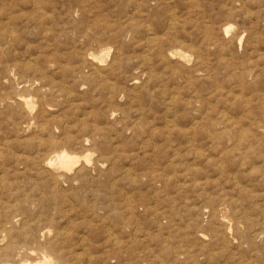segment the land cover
<instances>
[{"label": "rangeland", "instance_id": "obj_1", "mask_svg": "<svg viewBox=\"0 0 264 264\" xmlns=\"http://www.w3.org/2000/svg\"><path fill=\"white\" fill-rule=\"evenodd\" d=\"M0 32L2 247L32 263H264V0H0ZM63 150L78 162L57 172Z\"/></svg>", "mask_w": 264, "mask_h": 264}, {"label": "bare ground", "instance_id": "obj_2", "mask_svg": "<svg viewBox=\"0 0 264 264\" xmlns=\"http://www.w3.org/2000/svg\"><path fill=\"white\" fill-rule=\"evenodd\" d=\"M4 1V0H3ZM37 3V2H36ZM35 3V4H36ZM37 6V5H36ZM41 6V5H40ZM10 17V16H9ZM4 22H7V21H4ZM9 23V22H8ZM12 27V26H11ZM10 27V28H11ZM12 30V29H11ZM226 30V29H225ZM230 30V29H229ZM14 31V30H13ZM231 31V30H230ZM1 33V32H0ZM12 33V32H11ZM14 33V32H13ZM7 34V33H6ZM9 35V34H8ZM16 35V34H15ZM1 36H3L2 34H1ZM5 36V35H4ZM3 38V37H2ZM8 38V37H7ZM12 39H14V38H12ZM149 40V39H148ZM155 40V39H154ZM151 41V40H150ZM239 41V40H238ZM241 41H243V40H241ZM2 43V42H1ZM10 43V42H9ZM242 43V42H241ZM3 44V43H2ZM4 48V47H3ZM242 48V47H241ZM172 52V51H171ZM109 53V52H108ZM178 53H182L181 52V50H180V52H178ZM184 53V52H183ZM262 53V52H261ZM88 54V53H87ZM172 54V53H171ZM188 54V53H187ZM84 57H85V55H84ZM107 57V56H106ZM175 57V56H174ZM106 59V58H105ZM85 61H87L86 60V58H85ZM92 61V60H91ZM94 61V60H93ZM92 61V62H93ZM101 63V62H100ZM105 63V62H104ZM65 64V63H64ZM101 64H103V63H101ZM96 65V64H95ZM100 65V64H99ZM103 66H106V65H103ZM95 67V66H94ZM93 67V68H94ZM101 68V67H100ZM107 68V67H106ZM10 69V68H9ZM96 69V68H95ZM103 69V68H102ZM13 70V69H12ZM99 71V70H98ZM101 71V70H100ZM10 72H12V71H10ZM102 72V71H101ZM9 73V72H8ZM7 73V74H8ZM12 73H14V72H12ZM12 73H10V74H12ZM105 73V72H104ZM99 74V73H98ZM100 74H102V73H100ZM250 74V73H249ZM9 75V74H8ZM249 76H251V75H249ZM9 79H11L12 77H11V75H9ZM13 78H15V77H13ZM25 80V79H24ZM23 80V81H24ZM27 80H29V79H27ZM26 80V81H27ZM17 81V80H16ZM33 81V80H32ZM87 81V80H86ZM241 81V80H240ZM11 82V81H10ZM13 82V81H12ZM18 82V81H17ZM36 83V82H35ZM30 84V83H29ZM28 84V85H29ZM35 86V85H34ZM66 86V85H65ZM27 87V86H26ZM30 87H32L33 88V86H30ZM23 88V87H22ZM111 88H113V87H111ZM110 88V89H111ZM30 89V88H29ZM28 89V90H29ZM43 90H45V89H43ZM51 90V89H50ZM19 91V90H18ZM22 91V90H21ZM27 91V90H26ZM46 91V90H45ZM20 92V91H19ZM243 92V91H242ZM25 93V92H24ZM47 93V92H46ZM16 95V94H15ZM24 95V94H23ZM23 95H19L18 94V96H23ZM25 95H27V94H25ZM25 95H24V97L23 98H25ZM13 97H15L14 95H12ZM17 97V96H16ZM73 97V96H72ZM7 99V98H6ZM246 99V98H245ZM9 101H11V100H9ZM14 101V100H13ZM17 101V99L14 101V102H16ZM21 101V100H20ZM33 101V100H32ZM8 102V101H7ZM22 102H24V104H25V106H27V107H29L30 108V106H31V101L29 100V99H27V96H26V99H23V101ZM6 103V102H5ZM11 103V102H10ZM13 103V102H12ZM14 104V103H13ZM22 104V103H21ZM32 104H34V103H32ZM9 105V104H8ZM7 106V105H6ZM264 106V105H263ZM20 107V106H19ZM51 107V106H50ZM23 107H21V109H22ZM27 109V108H26ZM31 109V108H30ZM53 109V108H52ZM43 110H46V109H43ZM27 111V110H26ZM31 111V110H30ZM42 111V110H41ZM27 112H29V111H27ZM22 113V112H21ZM36 114V113H35ZM34 114V115H35ZM30 115V114H29ZM30 116H32V118L34 117L33 115H30ZM43 116H44V114H43ZM48 116V115H47ZM239 116V115H238ZM27 117V116H26ZM50 117V116H49ZM35 119V118H34ZM41 119V118H40ZM39 119V120H40ZM56 119V118H55ZM44 120V119H43ZM264 120V119H263ZM32 121H36V120H33L32 119ZM39 122V121H38ZM55 122V121H54ZM45 123V122H44ZM44 123H43V126L41 127V128H44ZM49 123V122H48ZM217 123V122H216ZM219 123V122H218ZM223 123V122H222ZM214 125V124H213ZM224 125V124H223ZM263 125V124H262ZM37 126V125H36ZM53 126H55V125H53ZM237 126H238V124H237ZM65 127V126H64ZM34 128V127H33ZM40 127H38L37 129H39ZM40 128V129H41ZM66 128V127H65ZM238 128V127H237ZM39 129V130H40ZM45 129V128H44ZM43 129V130H44ZM51 129V128H50ZM55 129V128H54ZM217 129V128H216ZM221 129V128H220ZM231 129V128H230ZM262 129V128H261ZM24 130V129H23ZM27 130V129H26ZM229 130V129H228ZM252 130V129H251ZM20 131V130H19ZM41 131V130H40ZM45 131V130H44ZM43 131V132H44ZM212 131V130H211ZM223 131H224V128H223ZM223 131H220L221 133L223 132ZM26 132V131H25ZM38 132V131H37ZM42 132V131H41ZM54 132V131H53ZM56 132V131H55ZM67 132V131H66ZM226 132L228 133V131L226 130ZM225 132V133H226ZM232 132H234V131H232ZM261 132V131H260ZM215 133V132H214ZM41 134V133H40ZM52 134V133H51ZM51 134H49V135H51ZM211 134H212V132H211ZM233 134V133H232ZM241 134V133H240ZM210 135V134H209ZM216 135V134H215ZM223 135H225V134H223ZM259 135V134H258ZM70 136V135H69ZM41 137V136H40ZM47 137V136H46ZM49 137V136H48ZM215 137V136H214ZM264 137V136H263ZM58 138V137H57ZM52 139V138H51ZM259 139V138H258ZM257 139V140H258ZM53 140H55L54 138H53ZM247 140H249V139H247ZM6 141V140H5ZM25 141V140H24ZM40 141V140H39ZM57 141V140H56ZM72 141H73V139H72ZM211 141V140H210ZM237 141H240V140H237ZM7 142V141H6ZM60 142V141H59ZM65 142V141H64ZM63 142V143H64ZM80 142V141H79ZM85 142V141H84ZM241 142V141H240ZM246 142V141H245ZM50 143H52V142H50ZM61 143V142H60ZM249 143V142H248ZM23 144V143H22ZM58 144V142L56 143V145ZM250 144H252V143H250ZM3 145V144H2ZM54 145V144H53ZM74 145V144H73ZM218 145V144H217ZM1 146V145H0ZM236 146H238V145H236ZM245 146V145H244ZM1 147H4V146H1ZM0 147V148H1ZM23 147V146H22ZM59 147V146H58ZM62 147V146H61ZM5 148V147H4ZM8 148V147H7ZM42 148V147H41ZM264 148V147H263ZM2 149V148H1ZM62 149H64V148H61V150ZM247 149H248V146H247ZM44 150V149H43ZM60 150V151H61ZM255 150V149H254ZM57 151V150H56ZM55 151V152H56ZM262 151V150H261ZM71 152H73V151H71ZM245 152H248V151H245ZM263 152H264V150H263ZM262 152V153H263ZM243 153V152H242ZM13 154V153H12ZM22 154V153H21ZM52 154V153H51ZM15 155V154H14ZM24 155V157L26 156L25 154H23ZM29 155H31L30 153H29ZM239 155V154H238ZM18 156H20L19 154H18ZM22 156V155H21ZM34 156V155H33ZM55 156H57V158H56V161H54L55 163H53V162H51L53 165V168L54 169H56V171L57 172H59L61 169H63V170H66V171H71L73 168H74V165L78 162V157H77V155H73V154H70V153H68V151L66 150V151H62V152H60L58 155H56L55 154ZM80 156V155H79ZM2 156H0V158H1ZM26 157H28V156H26ZM45 158H46V156H44ZM43 157V158H44ZM88 157V156H87ZM86 157V158H87ZM89 157H91V156H89ZM246 158H247V156H245ZM3 158V157H2ZM17 158V157H16ZM31 158V157H30ZM55 158V157H54ZM81 158V157H80ZM4 159V158H3ZM19 159V158H18ZM18 159H16V160H18ZM24 159V158H23ZM34 160H35V156H34V158H33ZM264 159V158H263ZM15 160V159H14ZM25 160H26V158H25ZM45 160H47V159H45ZM87 160H89V158H87ZM240 160H241V158H240ZM251 160V159H250ZM2 161V160H1ZM53 161V160H52ZM261 161V160H260ZM34 162V161H33ZM35 162H36V160H35ZM40 162L42 163V160H40ZM48 162V161H47ZM47 162H45L46 164H47ZM80 162V161H79ZM91 162H93V161H91ZM257 162V161H256ZM2 163V162H1ZM4 163V162H3ZM90 163V162H89ZM262 163H264V161L262 162ZM37 164H38V162H37ZM48 164H49V162H48ZM82 164H83V162H82ZM88 164V163H87ZM91 164V163H90ZM89 164V165H90ZM235 164V163H234ZM246 164V163H245ZM252 164H254V163H252ZM3 165H5V164H3ZM40 165V164H39ZM93 166L95 165V162H94V164H92ZM247 165V164H246ZM262 165V164H261ZM34 166V165H33ZM37 166V165H36ZM36 166H35V168H36ZM44 166H46V165H44ZM48 166V165H47ZM78 166V165H77ZM97 166V165H96ZM224 166V165H223ZM242 166H244V165H242ZM249 166V165H248ZM251 166V165H250ZM82 166H80V168H81ZM99 167V166H98ZM241 167V166H240ZM239 167V169H241ZM246 167V166H245ZM256 167V166H255ZM259 167H260V164H259ZM2 168V167H1ZM6 168V167H5ZM15 168V167H14ZM89 168V167H88ZM94 168V167H93ZM96 168V167H95ZM222 168V167H221ZM257 168V167H256ZM2 169H4V167L2 168ZM22 168H20V170H21ZM33 169V168H32ZM38 170H39V167L37 168ZM52 169V168H51ZM79 169V168H78ZM84 169H87L86 168V166L84 167ZM99 169V168H98ZM223 169V168H222ZM238 169V170H239ZM251 169V168H250ZM262 169V168H261ZM261 169H260V171H261ZM28 170V169H27ZM77 170V169H76ZM81 170V169H80ZM224 170V169H223ZM259 171V170H258ZM264 171V170H263ZM2 172V171H1ZM0 172V173H1ZM22 172H24V171H22ZM35 172V171H34ZM48 172V171H47ZM53 172V171H52ZM55 172V171H54ZM56 172V173H57ZM220 172V171H219ZM24 173H26V172H24ZM79 173V172H78ZM241 173H242V171H241ZM262 173V172H261ZM6 174V173H5ZM51 174V173H50ZM54 174V173H53ZM52 174V175H53ZM61 174V173H60ZM60 174H56V175H60ZM67 174V173H66ZM222 174H223V172H222ZM221 174V175H222ZM248 174H250V171H249V173ZM264 174V173H263ZM2 175V174H1ZM51 175V176H52ZM69 175V174H68ZM232 175V174H231ZM234 175V174H233ZM43 177H44V175H42ZM55 176V175H54ZM54 176H53V178H54ZM62 176V175H61ZM60 176V177H61ZM63 176H65V175H63ZM73 176V175H72ZM236 176V175H235ZM238 176V175H237ZM252 176V175H251ZM258 176V175H257ZM3 177H5V176H3ZM2 177V178H3ZM38 177V176H37ZM40 177V176H39ZM58 177V176H57ZM76 177V176H75ZM223 177V176H222ZM230 177H233V176H230ZM70 178V177H69ZM87 178V177H86ZM249 178H251V177H249ZM264 178V177H263ZM6 180H7V178H5ZM55 179H56V176H55ZM60 179V178H59ZM63 179V178H62ZM66 179H68L67 177H66ZM65 179V180H66ZM134 179V178H133ZM136 179V178H135ZM252 179V178H251ZM253 179H255V178H253ZM2 180V179H1ZM36 180V179H35ZM54 180V179H53ZM73 180V179H72ZM83 180V179H82ZM231 180V179H230ZM242 180H244V179H242ZM38 181V180H37ZM55 181V180H54ZM58 181V180H57ZM68 181V180H67ZM234 181H235V179H234ZM253 181V180H252ZM247 182V181H246ZM4 183V182H3ZM38 183V182H37ZM43 183V182H42ZM44 183H46V182H44ZM54 183V182H53ZM55 183H57V182H55ZM60 183V182H59ZM58 183V184H59ZM69 183V182H68ZM65 184V183H64ZM70 184H71V181H70ZM73 184H74V182H73ZM233 184V183H232ZM237 184H239V182H237ZM231 185V184H230ZM48 186V185H47ZM60 186V185H59ZM70 186V185H69ZM229 186V185H228ZM236 186H238V185H235V186H233V187H236ZM245 186V185H244ZM244 186L242 187V188H244ZM249 186V185H248ZM262 186V185H261ZM15 186H13V188H14ZM53 187V186H52ZM56 187H58V186H56ZM61 187H64L63 185L61 186ZM247 187V186H246ZM245 187V188H246ZM241 188V187H240ZM54 189H55V187H54ZM64 189H65V187H64ZM232 189V188H231ZM247 189V188H246ZM250 189V188H249ZM259 189V188H258ZM59 190V189H58ZM20 191V190H19ZM44 191H47V190H44ZM52 191V190H51ZM50 191V192H51ZM55 191V190H54ZM223 191H225V190H223ZM231 191V190H230ZM252 191H253V189H252ZM258 191V190H257ZM262 191V190H261ZM238 192V191H237ZM247 192V191H246ZM16 193V192H15ZM221 193V192H220ZM219 194V193H218ZM30 195V194H29ZM226 195H227V193H226ZM253 194L251 193V195L250 196H252ZM31 196V195H30ZM233 196V195H232ZM258 196V195H257ZM20 197V196H19ZM224 197V196H223ZM229 197V196H228ZM240 197V196H239ZM256 196H254V198H255ZM216 198V197H215ZM218 198H220V197H218ZM241 198V197H240ZM261 198V197H260ZM13 199V198H12ZM31 199V198H30ZM52 199V198H51ZM209 199V198H208ZM256 199H258V198H256ZM31 200H33V199H31ZM210 200V199H209ZM224 200V199H223ZM13 201V200H12ZM211 201V200H210ZM221 201V200H220ZM238 201H239V199H238ZM241 201V200H240ZM254 201V200H253ZM225 202H226V200H225ZM242 202V201H241ZM252 202V201H251ZM6 203V202H5ZM17 203V202H16ZM52 203V202H51ZM227 203V202H226ZM260 203V202H259ZM47 204V203H46ZM49 204V203H48ZM211 204H213V203H211ZM216 204H217V201H216ZM220 204V203H219ZM223 205H226V204H224V203H222ZM229 204V203H228ZM231 204V203H230ZM239 204V202H237V205ZM242 204V203H241ZM263 204H264V202H263ZM24 205V204H23ZM232 205V204H231ZM15 207H16V205H14ZM33 206V205H32ZM31 206V207H32ZM130 206V205H129ZM219 206H221V205H219ZM233 206V205H232ZM232 206H231V208H232ZM243 206V205H242ZM264 206V205H263ZM222 207H224V206H222ZM227 207H228V205H227ZM245 207V206H244ZM18 208H20L19 206H18ZM218 208V207H217ZM22 209V208H21ZM32 209V208H31ZM47 209V208H46ZM213 209V208H212ZM229 209H230V207H229ZM246 209V208H245ZM254 209H258L257 207L256 208H254ZM253 209V210H254ZM264 209V208H263ZM11 210V209H10ZM16 210V209H15ZM43 210V209H42ZM217 210V209H216ZM26 211V210H25ZM134 211V210H133ZM243 211V210H242ZM213 212V211H212ZM215 212V211H214ZM219 212H220V209H219ZM232 212H233V210H232ZM245 212H247V211H245ZM250 212V211H249ZM249 212H248V214H249ZM253 212V211H252ZM255 212H257V210H255ZM255 212H253V213H255ZM261 212V211H260ZM259 212V213H260ZM6 213V212H5ZM29 213H30V211H29ZM218 213V212H217ZM242 213V212H241ZM258 213V212H257ZM37 214V213H36ZM220 214V213H219ZM243 214V213H242ZM245 214H247V213H245ZM30 215V214H29ZM214 215V214H213ZM234 216V215H233ZM248 216V215H247ZM249 216H253V214L252 215H249ZM256 216V215H255ZM25 217H27V216H25ZM52 217V216H51ZM241 217V216H240ZM260 217V216H259ZM19 218V217H18ZM17 218V219H18ZM214 218V217H213ZM216 218V217H215ZM248 218V217H247ZM27 219V218H26ZM29 219H31V218H29ZM225 219V218H224ZM250 219V218H249ZM0 220H2V219H0ZM4 220V219H3ZM2 220V221H3ZM16 220V219H15ZM53 220V219H52ZM201 220V219H200ZM199 220V221H200ZM235 220V219H234ZM258 220H261V218L260 219H258ZM195 221V220H194ZM216 221H217V219H216ZM220 221V220H219ZM222 221V220H221ZM236 221V220H235ZM238 221H240V220H238ZM238 221H237V223H238ZM251 221V220H250ZM263 221H264V219H263ZM28 222H30V220L28 221ZM202 222V221H201ZM208 222V221H207ZM206 222V223H207ZM212 222H213V219H212ZM222 222H224V221H222ZM222 222H221V224H222ZM252 222V221H251ZM22 223V222H21ZM31 223H33V222H31ZM40 223V222H39ZM218 223H220V222H218ZM227 223V222H226ZM232 223V222H231ZM239 223H245V222H242V221H240ZM249 223V222H248ZM23 224V223H22ZM34 224V223H33ZM198 224V223H197ZM205 224V223H204ZM208 224V223H207ZM206 224V225H207ZM210 224V223H209ZM246 224V223H245ZM214 225H215V223H214ZM213 225V226H214ZM225 225V224H224ZM217 226V225H216ZM219 226V225H218ZM229 226V225H228ZM234 226H237L236 225V223H235V225ZM233 226V227H234ZM248 226V225H247ZM252 226V225H251ZM8 227V226H7ZM43 227V226H42ZM191 227H192V225H191ZM208 227V226H207ZM28 228V227H27ZM213 228H215V227H213ZM217 228V227H216ZM224 228V227H223ZM235 228V227H234ZM238 228H241V227H238ZM238 228H237V231H235V230H233V231H235L236 233L237 232H239L238 231ZM252 228V227H251ZM33 229V228H32ZM210 229V228H209ZM227 229H229V228H227ZM242 229V228H241ZM257 229V228H256ZM224 230V229H223ZM251 230V229H250ZM10 231V230H9ZM48 231V230H47ZM197 231V230H196ZM195 231V232H196ZM211 231V230H210ZM231 231V230H230ZM240 231H244V229H242V230H240ZM247 231V230H246ZM34 232V231H33ZM53 232H55V231H53ZM214 232V231H213ZM218 232H220V231H218ZM228 231H226V233H227ZM235 232L233 233V234H235ZM245 232V231H244ZM248 232V231H247ZM254 232V231H253ZM252 232V233H253ZM37 233V232H36ZM47 233H49V232H47ZM61 233V232H60ZM192 233V232H191ZM194 233V232H193ZM212 233V232H211ZM225 233V234H226ZM228 233H230V232H228ZM259 233V232H258ZM21 234V233H20ZM26 234V233H25ZM28 234V233H27ZM26 234V235H27ZM40 234H42V237H44L45 239H47L45 236H46V232H44V233H40ZM197 234H198V232H197ZM201 234V233H200ZM215 234V233H214ZM256 234V233H255ZM260 234H262L261 232H260ZM16 235V234H15ZM29 235V234H28ZM192 235V234H191ZM195 235V234H194ZM240 236H241V234H239ZM246 235H247V233H246ZM259 235V234H258ZM22 236V235H21ZM41 236V235H40ZM56 235H54V237H55ZM67 236V235H66ZM205 236V235H204ZM213 236V235H212ZM224 236V235H223ZM226 236V235H225ZM231 236V235H230ZM253 236H255L254 234H253ZM252 236V237H253ZM261 236V235H260ZM20 237V236H19ZM65 237V236H64ZM251 237V238H252ZM259 237V236H258ZM50 238V237H49ZM48 238V239H49ZM213 238V237H212ZM226 238V237H225ZM257 238V237H256ZM8 239H10L9 237H8ZM37 239V238H36ZM44 239V240H45ZM217 239V238H216ZM230 239H232L231 237H230ZM241 239V238H240ZM41 240V239H40ZM57 240V239H56ZM70 240V239H69ZM206 240V239H205ZM233 240V239H232ZM243 240V239H242ZM246 240V239H245ZM46 241V240H45ZM58 241V240H57ZM201 241V240H200ZM212 241V240H211ZM213 241H214V239H213ZM219 241V240H218ZM234 241V240H233ZM253 241H256V239L255 240H253ZM32 242H33V240H32ZM36 242V241H35ZM44 242V241H43ZM52 242V241H51ZM55 242V241H54ZM202 242H204V240L202 241ZM248 243H249V241H247ZM40 243H42V242H39V244ZM50 243V242H49ZM32 244V243H31ZM42 244H44V243H42ZM203 244V243H202ZM211 244H212V242H211ZM252 244V243H251ZM250 244V245H251ZM33 245V244H32ZM37 245V244H36ZM58 245L60 246V244L58 243ZM204 245V244H203ZM3 246V245H2ZM1 246V244H0V255H2V257L3 258H0V264H13V263H11L12 261H13V259L15 260V258L17 259V257H19L21 254L25 257V259L23 260V262H21V261H19L18 262V264L20 263V264H57V262H55V261H53V259H49V258H47V255H44L43 257H42V259L40 260V261H37V262H35V263H32L31 261H29L28 260V257L29 256H31V255H33V250H32V252H30V251H28L27 249L26 250H23L24 248L23 247H20L19 248V250H18V248H16L15 247V245L14 244H8V245H6V247H2ZM22 246H24V245H22ZM44 247H46V246H44ZM56 247H57V245H56ZM62 247V246H61ZM204 247V246H203ZM226 247V246H225ZM36 248V247H35ZM37 248H40V246H37ZM231 248V247H230ZM234 248V247H233ZM40 249H42V248H40ZM44 249V248H43ZM42 249V250H43ZM49 249V248H48ZM47 249V247H46V250H48ZM82 250V249H81ZM37 251V250H36ZM41 251V250H40ZM49 251V250H48ZM182 251H184V250H182ZM186 251V250H185ZM188 251V250H187ZM47 252V251H46ZM172 252V251H171ZM37 253H39V252H37ZM44 253V252H43ZM49 253V252H48ZM170 253V252H169ZM176 253V252H175ZM180 253H183V252H180ZM262 253H263V251H262ZM40 254H41V252H40ZM51 254V253H50ZM53 254V253H52ZM81 254V253H80ZM49 255V254H48ZM54 255V254H53ZM64 255V254H63ZM188 255V254H187ZM187 255H185V256H187ZM194 255V254H193ZM196 255V254H195ZM58 256V255H57ZM177 256V255H176ZM181 256V255H180ZM179 256V257H180ZM183 256V255H182ZM254 258V257H253ZM263 258H264V256H263ZM184 259V258H183ZM58 260H60V259H58ZM158 260V259H157ZM34 261V260H33ZM62 261V260H61ZM64 262V261H63ZM262 263V262H261ZM260 263V264H261ZM64 264V263H63ZM67 264V263H66ZM69 264V263H68ZM82 264V263H81ZM255 264V263H254ZM258 264V263H257ZM264 264V263H263Z\"/></svg>", "mask_w": 264, "mask_h": 264}]
</instances>
